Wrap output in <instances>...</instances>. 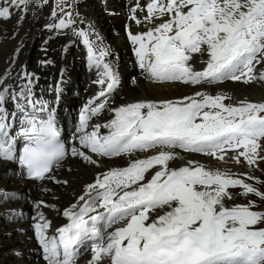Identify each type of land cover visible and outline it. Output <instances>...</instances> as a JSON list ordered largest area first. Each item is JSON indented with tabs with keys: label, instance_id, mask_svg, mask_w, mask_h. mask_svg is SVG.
<instances>
[{
	"label": "snow or ice",
	"instance_id": "1",
	"mask_svg": "<svg viewBox=\"0 0 264 264\" xmlns=\"http://www.w3.org/2000/svg\"><path fill=\"white\" fill-rule=\"evenodd\" d=\"M32 3L0 0V21L16 13L22 21ZM131 12V20L147 27L142 33L128 32L147 78L192 85L264 82V0H146L143 6L137 0ZM51 15L55 20L57 11ZM75 23L66 12L48 27L62 30ZM75 34L87 45L89 63L99 77L94 83L102 88L81 110V147H72L70 154L97 166L91 154H154L97 175L63 210L68 222L57 236H47L50 224L39 211L48 205H36L35 234L47 264H77L85 249L92 253L89 264L106 259L110 264H264V211L255 210L253 201L232 207L225 203L237 187L242 196L264 200V193L245 182L256 178L206 169L192 160L179 168L169 166L180 149L258 168L264 163V102L233 105L225 103L230 99L226 95L197 92L182 100L111 108L110 121L91 124L108 108L107 97L119 77L106 60L108 50L92 42L91 32ZM196 55L208 57L199 71L191 63ZM20 78L25 83L14 87L0 77V161L18 162L33 180L55 179L51 173L69 151L60 142L55 111L33 91L35 77L23 71ZM18 138L24 141L22 151L16 148Z\"/></svg>",
	"mask_w": 264,
	"mask_h": 264
},
{
	"label": "bare ground",
	"instance_id": "2",
	"mask_svg": "<svg viewBox=\"0 0 264 264\" xmlns=\"http://www.w3.org/2000/svg\"><path fill=\"white\" fill-rule=\"evenodd\" d=\"M123 1L130 3L127 6L131 7V9L132 6H135L137 3V0H110L106 3V6H103L100 0H87L86 3L80 6L87 20L94 22L102 34L107 38L110 49L108 50L109 55L106 57V60L112 64L119 77V85L115 91L112 92L114 97L110 99L107 114L100 116V123L108 122L113 118V113L110 111L111 108L137 101L159 102L165 100H182L185 97L194 96L197 92H205L213 96L218 94L226 95L230 97V99L226 100L225 103L233 105L242 100L257 103L264 102V83H260L259 80L252 83L230 81L229 83L201 84L200 87H192L190 85L174 84V82L172 84H158L149 82L151 79L146 77L140 78L138 75H140L141 72L138 69H136L135 74V71H132L128 67L130 59L134 60L130 52V45L133 44L129 39L128 32L131 31L133 34L142 33L147 30V27L143 24L137 25L131 20L132 13L125 19V16H123L125 3ZM138 2L143 6L146 0H138ZM105 10L120 11L118 13L120 17L106 14ZM51 13L52 9L48 10L44 18ZM42 15L43 12L38 11L32 19H26L22 22L19 20L20 14L16 13L11 19L0 21V77H6L8 84L18 87L23 84L20 78L22 73H16V70L20 68L23 63L27 62L33 68H37L36 61L38 59L46 60L52 58L58 61V66L56 68H45L44 73L50 75L55 72L54 77L56 78L60 67L65 66V73H69L71 80L67 83L65 81H57V90H60V87L64 85L65 88L61 90L63 92H70L65 97L66 105H74L75 108H79L85 103V98L88 95H94L99 91L93 85L90 87L86 86L88 83L87 69L81 65L79 59H76L77 56L88 57V49L84 52L74 53L71 48L68 52L69 55L64 59L58 47L61 44H65L70 38L64 40L57 39L52 41L49 45L51 51L48 53V58H43L42 55L44 52H41L39 48L46 37V32L36 30L37 27L43 24ZM136 15L138 18L142 19L145 13L137 12ZM112 26H114V28ZM34 34H36V36H34ZM39 35H42V37L39 38ZM22 44L26 46L19 51L18 49ZM16 56L18 57L16 58ZM207 59V55L195 56L192 62L194 69L197 71L202 70L205 67L204 62ZM133 74H135L134 79L131 78ZM34 77L35 79L37 78L36 76ZM44 92L49 91L45 89ZM175 151L178 156L169 163L171 168L182 167L187 161L192 160L202 164L206 169H219L231 173L256 174L258 170L264 171L263 163L259 164L258 168H250L245 163L236 164L230 159L227 160V162L218 161L202 154L185 153L180 149H176ZM152 154L154 153H149V155ZM149 155L135 153L132 156L122 155L105 159L92 155L94 159L98 160V166L88 164L80 157L69 159L64 164V168L59 171L60 180L67 181V184L51 185L46 193V201L56 206L55 210H45L46 216L54 220L55 229L62 227L66 221V217L62 214L63 210L77 201L79 195L83 193L85 186L91 183L97 175L113 168L126 167L132 159H143ZM229 155H231V153ZM9 168H12V166L7 163H0V174L7 171ZM24 183L27 187L32 189L31 182ZM44 184H47V182H44L43 185ZM24 188L23 184L18 181L17 178H0V190L9 189L12 192L20 193ZM41 194L42 192L38 191L36 194L31 195L30 201L38 200ZM244 201L247 203V197L244 198ZM225 203L228 206L229 202L227 200ZM28 205V199L17 203H6L0 208V214L11 211L17 207ZM262 211H264V209ZM3 227L4 223L0 219V264H39L33 260L20 257V255L24 256L22 250L30 247L25 237L16 233L14 226L6 225L4 230ZM30 255L33 256L32 254ZM91 255L92 253L90 257ZM104 264H110V261L106 259Z\"/></svg>",
	"mask_w": 264,
	"mask_h": 264
},
{
	"label": "rangeland",
	"instance_id": "3",
	"mask_svg": "<svg viewBox=\"0 0 264 264\" xmlns=\"http://www.w3.org/2000/svg\"><path fill=\"white\" fill-rule=\"evenodd\" d=\"M109 1L110 0H108L107 2H109ZM98 31H99V33H98ZM91 33H92V35H91L90 38L92 39V41H94L96 44L100 45L101 47L104 46L103 48H106L108 46L107 38L102 34V32L99 29L97 30V28L95 26L93 27V25L91 27ZM94 36H95V38H94ZM130 48H131L130 52L132 53V57L134 58V61H137V57L134 54V46L130 45ZM196 56H198V55H196ZM194 59H195V57H194ZM193 60H192V62H193ZM144 76H146V75H144ZM131 78H133V77H131ZM128 81H129V79H128ZM230 81L233 82L232 80H226L224 82L225 83H229ZM149 82L158 83V84H164V83H171L172 84L173 83L171 81L170 82H156V81H153V80L152 81L150 80ZM259 82L260 83H264V82H261V81H259ZM174 84L190 85L192 87H196V86L200 87V85H192V84H185V83L183 84L182 82H174ZM206 84L207 83H205L203 85H206ZM140 153H142V152H140ZM185 153H188V152H185ZM194 154L200 155L199 153H194ZM185 155H187V154H185ZM232 174L234 176L239 177V178H245L244 174H239V173H232ZM247 175L251 176V177H254L256 179L255 180L245 179V182L253 184V186L256 187L261 193H264V176H263L264 175V171H259L258 170L256 174H247ZM257 181H260V182L258 183ZM230 191L232 193V197L233 198L231 200H227L229 202V204H228L229 207H232V206L238 205V204H246V202L244 201V198H246V197L241 195L242 189L237 187V188L230 189ZM247 200L255 202V205H256V209L255 210L262 211L264 209V200L260 199L259 197L255 196V195H249V196H247ZM248 201H247V203H248Z\"/></svg>",
	"mask_w": 264,
	"mask_h": 264
}]
</instances>
